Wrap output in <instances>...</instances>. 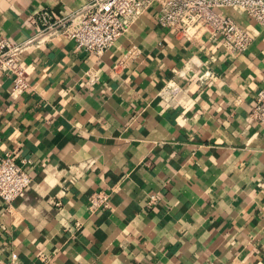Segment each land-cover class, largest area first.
I'll list each match as a JSON object with an SVG mask.
<instances>
[{
    "label": "crops",
    "instance_id": "1",
    "mask_svg": "<svg viewBox=\"0 0 264 264\" xmlns=\"http://www.w3.org/2000/svg\"><path fill=\"white\" fill-rule=\"evenodd\" d=\"M87 1L0 0V37L22 42L38 12ZM156 13L101 56L62 38L29 50L22 93L0 76V160L15 155L32 180L0 201V264H264V130L250 116L264 30L219 10L252 37L234 54ZM100 191L109 206L93 211Z\"/></svg>",
    "mask_w": 264,
    "mask_h": 264
},
{
    "label": "built area",
    "instance_id": "2",
    "mask_svg": "<svg viewBox=\"0 0 264 264\" xmlns=\"http://www.w3.org/2000/svg\"><path fill=\"white\" fill-rule=\"evenodd\" d=\"M153 5L157 6L156 23L161 28L182 34L190 42L199 37L212 42L219 39L224 48L234 54L247 51L252 37L232 17L222 16L219 10L242 14L264 30V0H88L80 8L58 17L47 10L38 12L32 18L37 31L22 42L13 43L0 37V76H11L13 90L22 93L28 87L21 64L24 53L62 38L74 42L78 51L101 56ZM134 55L131 50L120 64L127 63ZM176 89L167 86L161 98ZM250 116L264 130V88L258 91ZM31 181L23 166L16 162L15 155L6 153L0 160V201L10 205L22 198ZM110 197L111 192H94L89 198L90 209L107 208ZM16 261V254H12L11 264Z\"/></svg>",
    "mask_w": 264,
    "mask_h": 264
}]
</instances>
